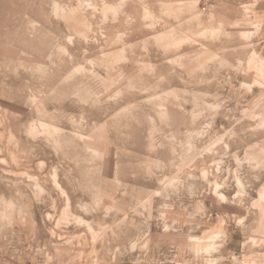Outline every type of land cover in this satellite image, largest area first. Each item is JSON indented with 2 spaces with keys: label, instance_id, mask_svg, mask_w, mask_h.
<instances>
[{
  "label": "rangeland",
  "instance_id": "rangeland-1",
  "mask_svg": "<svg viewBox=\"0 0 264 264\" xmlns=\"http://www.w3.org/2000/svg\"><path fill=\"white\" fill-rule=\"evenodd\" d=\"M0 264H264V0H0Z\"/></svg>",
  "mask_w": 264,
  "mask_h": 264
}]
</instances>
